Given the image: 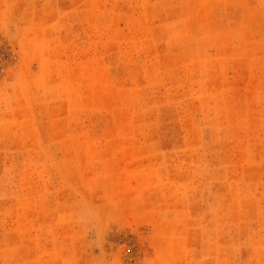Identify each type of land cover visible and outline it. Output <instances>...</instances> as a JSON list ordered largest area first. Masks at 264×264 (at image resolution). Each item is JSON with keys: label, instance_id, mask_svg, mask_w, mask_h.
Instances as JSON below:
<instances>
[{"label": "rangeland", "instance_id": "obj_1", "mask_svg": "<svg viewBox=\"0 0 264 264\" xmlns=\"http://www.w3.org/2000/svg\"><path fill=\"white\" fill-rule=\"evenodd\" d=\"M0 264H264V0H0Z\"/></svg>", "mask_w": 264, "mask_h": 264}]
</instances>
